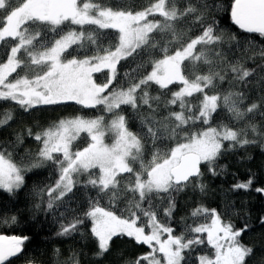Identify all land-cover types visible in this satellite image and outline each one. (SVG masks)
I'll list each match as a JSON object with an SVG mask.
<instances>
[{"label": "snow or ice", "instance_id": "obj_1", "mask_svg": "<svg viewBox=\"0 0 264 264\" xmlns=\"http://www.w3.org/2000/svg\"><path fill=\"white\" fill-rule=\"evenodd\" d=\"M221 11L243 33L264 37V0H231L227 9L219 0H148L138 8L106 0H0V52L6 53L0 101L24 113L69 102L100 113L13 132L0 143V190L14 196L29 172L53 168L55 182L33 189L40 200L35 214L66 206L81 187L94 189L82 215L72 211L68 223L57 221L56 234L84 238L81 226L90 221L97 259L114 238L126 236L149 250L125 264H250L254 249L241 241L249 224L236 228L203 205L178 234L171 223L175 193L190 186L205 192L202 165L215 176L227 150L264 147V45L220 28ZM109 29L116 35L105 42L99 30ZM129 57L136 66L121 75L117 66ZM105 70L98 83L95 74ZM14 119L11 109L0 113V128ZM130 120L139 121L137 131ZM82 134L86 146L74 151ZM27 138L38 144L35 152L23 148ZM252 184L249 178L233 190ZM17 223L15 215L0 217V224ZM28 239L0 235V264L23 253ZM81 255L69 249L63 258L55 249V264H81Z\"/></svg>", "mask_w": 264, "mask_h": 264}, {"label": "trees", "instance_id": "obj_2", "mask_svg": "<svg viewBox=\"0 0 264 264\" xmlns=\"http://www.w3.org/2000/svg\"><path fill=\"white\" fill-rule=\"evenodd\" d=\"M106 2L110 6L127 3L138 8L147 4L148 0H106ZM219 3L223 9H227L231 0H219ZM217 21L218 26L227 32L236 33L242 39L251 38L257 45H264V37H260L258 34L243 33L233 23L228 11H221L217 15ZM99 31L101 40L105 42L112 40L116 35L115 31L110 29ZM5 58L6 53L0 52V62H3ZM135 66L132 58L129 57L128 60H122L117 68L122 75L125 71L131 72ZM106 72L107 70L105 73L95 74L98 83L105 77ZM155 87L153 86V89ZM171 87L174 90L177 89L176 85ZM153 94L157 93L153 91ZM255 95V92L252 93L253 98ZM8 109L13 111L15 119L11 122V127L0 128V143L11 140L12 133L20 131L25 126L32 127L34 124H38L47 127L52 122L66 117L78 115L95 117L100 114L96 109L83 108L74 102L45 106L39 110H33L31 113H24L14 102L0 101V113ZM130 111L129 109L125 114L128 115ZM224 120L226 123L228 122L226 113ZM256 120L257 123L262 122L259 116ZM130 128L134 132L137 131L139 121L130 120ZM37 130L33 129V131ZM84 140H86V134H82L80 140L74 142L73 150L86 146V143H83ZM107 141L111 142L110 139ZM227 147L228 142H225V148L227 149ZM23 148L35 152L38 144L31 138H27ZM23 154V152L19 153V155ZM202 170L204 176L199 183L206 186L205 192L202 193L199 188L190 186L184 191L174 194L176 209L171 220L172 226L175 228L174 234H178L182 230L184 223H193L190 213L196 207L203 205L209 209H216L226 221L231 222L236 228H240L244 224L250 225L249 230L243 233L241 241L254 249L250 264H260L261 261H264V224L260 223V219L264 217V193L257 192L255 189L264 188V147L257 144L227 150L217 161V171L220 173L218 175L213 176L208 173L203 165ZM249 178L253 181L250 189L233 190V185L247 182ZM56 179V171L45 166L29 172L25 177V187L14 196L0 190V217L15 215L18 218V223L15 225L0 224V235L29 237L25 242L24 252L13 257L6 264H55V249L60 250L63 258L69 255V249L80 250L82 253L81 264H125V261L134 259L149 250L147 246L137 245L132 238L116 237L110 252L103 258L97 259L94 255L97 251L95 241L87 236L91 227V222L87 220L85 225L81 226V232L85 234L84 238L80 233H74L72 236H58L56 234L59 230L57 221L68 223L73 218L72 211L77 215H82V209L86 208L88 199L95 196V190L91 188L85 190L81 187L79 190H74L75 196L66 206L56 208L51 212L36 211L34 214L33 205L39 203L40 200L35 196L33 189L52 185ZM65 199L67 200V197ZM100 203L101 206H107L106 199L101 200ZM117 207H124L123 202ZM113 210L116 211L117 208H113ZM117 214H120L119 211ZM204 235L206 236V234ZM201 248L211 254L210 247L201 246Z\"/></svg>", "mask_w": 264, "mask_h": 264}, {"label": "rangeland", "instance_id": "obj_3", "mask_svg": "<svg viewBox=\"0 0 264 264\" xmlns=\"http://www.w3.org/2000/svg\"><path fill=\"white\" fill-rule=\"evenodd\" d=\"M106 142H108L107 139H106ZM108 143H110V142H108Z\"/></svg>", "mask_w": 264, "mask_h": 264}, {"label": "water", "instance_id": "obj_4", "mask_svg": "<svg viewBox=\"0 0 264 264\" xmlns=\"http://www.w3.org/2000/svg\"><path fill=\"white\" fill-rule=\"evenodd\" d=\"M10 259H12V258H10ZM8 262V261H7Z\"/></svg>", "mask_w": 264, "mask_h": 264}]
</instances>
